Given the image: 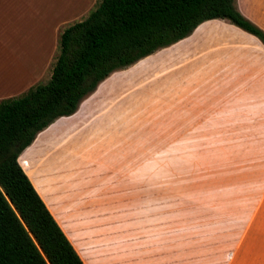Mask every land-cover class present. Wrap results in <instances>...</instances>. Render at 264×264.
<instances>
[{
    "label": "rangeland",
    "instance_id": "obj_1",
    "mask_svg": "<svg viewBox=\"0 0 264 264\" xmlns=\"http://www.w3.org/2000/svg\"><path fill=\"white\" fill-rule=\"evenodd\" d=\"M194 48L161 49L105 81L106 109L126 111L119 173L77 168L66 189L92 264H264V93L202 101L187 83L199 66H184ZM12 55L0 45V64Z\"/></svg>",
    "mask_w": 264,
    "mask_h": 264
},
{
    "label": "crops",
    "instance_id": "obj_2",
    "mask_svg": "<svg viewBox=\"0 0 264 264\" xmlns=\"http://www.w3.org/2000/svg\"><path fill=\"white\" fill-rule=\"evenodd\" d=\"M97 2L0 0V45L15 57L14 66H3L7 60L0 64V100L21 95L51 77L64 26L86 17ZM236 6L264 30V0H236ZM179 43L189 49L197 46L184 66H199L198 80L187 83L191 86L198 82L204 94L202 101L207 102V96L217 98L220 90L224 97H232L233 104L248 97L247 87L260 88L264 93V44L254 34L227 19L216 18L204 21L192 34L165 48ZM106 80L74 114L58 118L39 132L19 156L23 169L85 264H92L96 253L85 242L73 195L66 189L77 168L80 176L99 169L119 173L121 144L125 148L126 141V122L121 120L126 119V111L106 109L110 106L109 96L104 95ZM183 97V101L181 97L176 101L184 102ZM219 100L222 104L226 101ZM228 107L232 109L233 105Z\"/></svg>",
    "mask_w": 264,
    "mask_h": 264
},
{
    "label": "trees",
    "instance_id": "obj_3",
    "mask_svg": "<svg viewBox=\"0 0 264 264\" xmlns=\"http://www.w3.org/2000/svg\"><path fill=\"white\" fill-rule=\"evenodd\" d=\"M216 18L264 44V30L238 10L236 0H98L61 32L49 81L0 100V264H85L19 156L39 132L74 114L113 72Z\"/></svg>",
    "mask_w": 264,
    "mask_h": 264
},
{
    "label": "bare ground",
    "instance_id": "obj_4",
    "mask_svg": "<svg viewBox=\"0 0 264 264\" xmlns=\"http://www.w3.org/2000/svg\"><path fill=\"white\" fill-rule=\"evenodd\" d=\"M2 77H3V76H2ZM2 77H1V78H2Z\"/></svg>",
    "mask_w": 264,
    "mask_h": 264
}]
</instances>
